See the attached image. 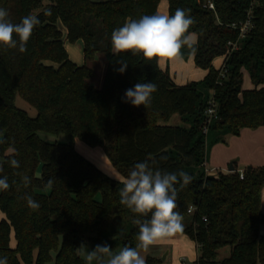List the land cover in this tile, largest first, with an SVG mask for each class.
Instances as JSON below:
<instances>
[{"label": "trees", "instance_id": "trees-1", "mask_svg": "<svg viewBox=\"0 0 264 264\" xmlns=\"http://www.w3.org/2000/svg\"><path fill=\"white\" fill-rule=\"evenodd\" d=\"M166 1L167 15L180 8L194 21L188 33L196 36L193 63L206 71L200 82L176 84L156 60L112 52L113 30L158 13L159 0H0L11 22L28 15L40 21L25 52L0 48V178L9 183L0 191V258L7 257L8 264H44L52 252L55 264H87L80 252L88 243L136 247L135 221L145 217L120 203L123 183L80 155L74 139L100 147L123 180L146 160L154 169L191 177L175 187L184 224L178 233L195 243L192 264H264V165L243 169L242 178L235 170L204 174L201 127L208 95L199 89L212 90L217 103L208 131L237 135L241 128L264 125V0H211L213 10L194 0ZM247 13L252 26L236 42L238 30L230 24ZM65 41L81 42L82 64L68 58ZM98 53L106 66L95 88L87 64ZM219 56L224 77L212 65ZM121 59L128 64L123 73ZM243 69L251 88H242ZM140 82H152L156 91L146 106L135 107L125 92ZM16 96L35 108L34 117L15 105ZM172 115L184 124H166ZM38 132L63 134L66 141L47 142ZM13 159L19 167L10 164ZM28 196L38 209L28 206ZM224 248L228 254L220 258Z\"/></svg>", "mask_w": 264, "mask_h": 264}, {"label": "clouds", "instance_id": "clouds-1", "mask_svg": "<svg viewBox=\"0 0 264 264\" xmlns=\"http://www.w3.org/2000/svg\"><path fill=\"white\" fill-rule=\"evenodd\" d=\"M7 10L0 8V48L4 50L19 49L25 52L34 28L40 23L38 16L28 15L19 23L8 19ZM193 19L184 9H176L172 15L152 14L139 19L127 20L123 26L113 30L111 34L112 52L119 56L121 53L141 54L145 60L179 61L183 56V48L191 47V37L187 35ZM119 71L123 73L128 64L121 59ZM156 91L152 82L137 83L134 88L125 92L126 102L133 106H146L151 94ZM13 167H19L15 159L10 161ZM27 184L28 177H23ZM185 186L191 181L186 172L169 173L154 169L149 162L136 163L126 179L119 181L123 187L119 191L120 203L145 219H137L139 226L136 247L125 246L114 253L108 245H97L86 256L87 264H146L141 250L147 252L158 242L182 232L184 229L183 216L176 211V184ZM53 181H47L51 188ZM7 178H0V191L7 190ZM27 204L32 209H38L39 203L26 197ZM0 264H8L7 257L0 258Z\"/></svg>", "mask_w": 264, "mask_h": 264}, {"label": "rangeland", "instance_id": "rangeland-1", "mask_svg": "<svg viewBox=\"0 0 264 264\" xmlns=\"http://www.w3.org/2000/svg\"><path fill=\"white\" fill-rule=\"evenodd\" d=\"M197 2V0H194ZM157 12L159 14H167V1L166 0H159L157 5ZM188 36L191 37L192 45L196 41V36L193 33H188ZM191 45V46H192ZM64 46L68 55V58L74 62L75 64H82L83 63V52H82V44L80 41L69 43L67 41L64 42ZM183 56L182 59L179 61H161L160 66H162L164 69L167 68L170 76L173 78L176 84H185L188 82H200L206 71L202 68L196 67L193 63L192 54L190 51V47L185 46L182 50ZM221 59L219 57H216L212 61V65L214 67L220 65ZM94 72V76L89 79L88 81L95 87L99 88L101 86L103 74L105 71L106 66V59L105 55L103 53L96 54L95 58L88 62L87 64ZM217 67V68H218ZM199 89L204 92L206 95L212 94V90H205L202 87H199ZM15 105L24 110L30 117H34L36 115V110L33 108L29 103H27L25 100H23L21 97L16 96L15 98ZM166 124H174V125H182L184 124L179 116L172 115L169 120L166 122ZM210 133H213V130L209 131ZM39 137L47 142H53V141H59V142H65L66 138L63 134H50L46 132H38ZM209 135V133H208ZM207 135V137H208ZM206 137V138H207ZM74 148L75 150L82 155L84 158H86L88 161L93 163L100 171H102L104 174H106L108 177L123 181L122 176L119 174V172L110 164L109 160L103 153L102 149L98 146L92 147L84 143L83 141L79 139H74ZM211 145V143H206L205 145V151L208 149V147ZM210 168L212 165H208ZM211 173H216V171H211ZM15 244V241L13 237L11 236L10 239V245L13 246ZM97 245L101 244H86L82 251L80 252V255L82 258L86 260V256L89 251L93 250ZM112 251L114 253L118 252L122 247L120 245H116L115 247H111ZM219 257L222 258L224 256H227L228 254V248L221 249L219 251ZM141 255L144 256H151L156 259H158V262L156 264H192L193 261L196 258V249H195V243L194 241L189 238L184 233H176L175 235L166 238L160 242H158L156 245L151 246L147 252H144L141 250ZM54 253H51V259L45 262L44 264H55L53 260ZM164 257V259H162ZM87 262V261H86ZM34 264V263H30ZM93 264H98V262L93 261Z\"/></svg>", "mask_w": 264, "mask_h": 264}, {"label": "crops", "instance_id": "crops-1", "mask_svg": "<svg viewBox=\"0 0 264 264\" xmlns=\"http://www.w3.org/2000/svg\"><path fill=\"white\" fill-rule=\"evenodd\" d=\"M219 59H221V65L223 56H219ZM158 65L164 69L159 62ZM251 87H253V84L248 72L243 69L242 88ZM204 137V145L211 143L206 151L204 149V161L201 165L204 174L217 176L218 173H226L228 172L229 164H232V167L237 172L243 171V169L248 167L264 165V125L256 128H241L237 135L227 133L224 130H213V133L208 131ZM208 165L212 166L208 168ZM211 171H216V173L213 174ZM260 210L264 214V193L260 201ZM2 216V213H0V218ZM261 232L264 234V227Z\"/></svg>", "mask_w": 264, "mask_h": 264}, {"label": "built area", "instance_id": "built-area-1", "mask_svg": "<svg viewBox=\"0 0 264 264\" xmlns=\"http://www.w3.org/2000/svg\"><path fill=\"white\" fill-rule=\"evenodd\" d=\"M197 3L204 9H210V10L214 9V5L211 0H203V1L197 0ZM230 26L238 30V38L236 40V42H238L240 39H242L245 36V34L249 31V29L252 26L249 14L247 13L245 20L239 21L238 23H231ZM231 46L232 48H234L235 43L231 44ZM224 62L225 61H222L219 67L220 77H224L227 71ZM206 103L207 105L203 112V121H202V127H201V132L204 135H206V133L208 132L212 121L217 118V103L213 99L212 94L208 96ZM238 174H239V178H242V171H239ZM191 210H192V207L190 206L187 211L190 212Z\"/></svg>", "mask_w": 264, "mask_h": 264}, {"label": "water", "instance_id": "water-1", "mask_svg": "<svg viewBox=\"0 0 264 264\" xmlns=\"http://www.w3.org/2000/svg\"><path fill=\"white\" fill-rule=\"evenodd\" d=\"M233 170H234V168L232 167V164H229L228 171L231 172ZM162 259H164V257H162Z\"/></svg>", "mask_w": 264, "mask_h": 264}]
</instances>
